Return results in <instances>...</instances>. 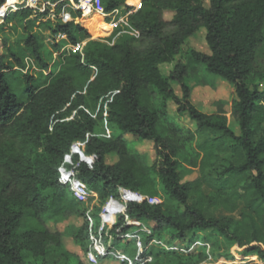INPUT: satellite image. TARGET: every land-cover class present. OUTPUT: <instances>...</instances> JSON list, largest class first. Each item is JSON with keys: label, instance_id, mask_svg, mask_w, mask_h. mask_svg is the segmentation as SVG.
Here are the masks:
<instances>
[{"label": "trees", "instance_id": "16d2710c", "mask_svg": "<svg viewBox=\"0 0 264 264\" xmlns=\"http://www.w3.org/2000/svg\"><path fill=\"white\" fill-rule=\"evenodd\" d=\"M9 1L0 0V8ZM137 2L102 0L106 11ZM29 13L6 19L9 27L21 29L22 38L0 52V264L104 262L85 258L84 207L57 180V167L74 141L84 144L86 155H95L91 163L80 162L78 178L101 202L119 187L161 200L128 202L125 213L165 244L216 234L228 245L219 258L264 264V0H140L128 16L129 27L115 28L105 40L92 39L77 12L66 23L47 22L52 33L67 36L52 49L33 30L36 19ZM88 26L109 29L103 21ZM200 28L209 53L186 51L163 75L161 65L173 62ZM66 43L84 45L50 64L52 53ZM16 48L27 52L20 55ZM27 64L34 74L21 72ZM202 72L233 87L229 112L223 99L214 101L213 113L191 103L196 86L215 87ZM16 75L20 80L11 78ZM170 104L194 130L169 112ZM146 144L153 158L142 150ZM216 210L239 216L207 215ZM116 227L119 234L133 228L122 217L114 235ZM64 235L83 250L86 262L64 247ZM151 239L146 236L145 244ZM200 239L210 243L209 236ZM114 243L128 246L118 237ZM149 254L153 260L145 264H163V257L170 264H202L208 257L204 248L189 253L152 248L141 256Z\"/></svg>", "mask_w": 264, "mask_h": 264}, {"label": "built area", "instance_id": "2783aa9c", "mask_svg": "<svg viewBox=\"0 0 264 264\" xmlns=\"http://www.w3.org/2000/svg\"><path fill=\"white\" fill-rule=\"evenodd\" d=\"M139 6L140 2L138 0L131 8L116 7L106 11L102 0H13L7 2L0 8V25L4 24V27L6 25L10 26L11 22L5 23L9 15L27 9L30 12L28 18H35L36 20L39 19L47 22L52 21L55 24L72 21L77 12H81L80 17L76 18V20L80 19V21L83 19L81 17L86 16V14L95 13L113 31L117 27H129L128 16L134 13ZM131 33L134 34L135 32L133 31ZM66 39V34L59 31L51 33L49 37V40H52L54 43ZM83 45L84 43H76L74 45L66 43L58 52L60 57L64 56L70 50L81 52ZM90 68L96 70L94 66L90 65ZM70 118L68 117L66 119ZM105 133V136H110L111 131L106 128ZM94 158V154L86 155L84 153V144L74 141L71 143L68 152L64 155L62 162L57 167L58 182L66 188L74 201L82 204L84 207V214L87 220L85 249V258L87 261L97 263L100 260L111 259L117 262H126L127 264H145L152 262L153 255L149 254L143 257L141 255L145 251L149 252L155 247H164L167 250H180L181 252H185L186 250L183 248L165 244L156 235L151 234L150 229L141 221L131 219L125 213L128 202L136 204L143 202L158 204L161 201L158 197L144 195L119 187L116 194L108 196L103 202L98 199L97 194L85 182L78 178L80 162L85 161L91 163ZM121 217L123 218L124 224L131 225L133 228L119 234L120 228L116 227V230H114L116 234L114 235L111 231ZM141 231L144 232L145 236L152 235V239L147 244H145L144 239L140 236L139 232ZM116 237L128 242V246L126 248L117 246L114 243ZM203 245L207 246L206 243H203Z\"/></svg>", "mask_w": 264, "mask_h": 264}, {"label": "rangeland", "instance_id": "374dc122", "mask_svg": "<svg viewBox=\"0 0 264 264\" xmlns=\"http://www.w3.org/2000/svg\"><path fill=\"white\" fill-rule=\"evenodd\" d=\"M139 2H140V0H139ZM204 2L207 3V0H204ZM167 16H169V15L167 14ZM78 20H79L78 23L86 29V31L89 33V35L92 39H104L105 40L111 35V34L107 35L108 32H106L104 30H94L93 31L88 26L89 24H91L93 22H95V24L102 22V18L95 13L89 14L88 17L84 16L83 19H81V21H80V19H77V21ZM48 23L52 27L55 24V22H52V21H50V22L48 21ZM33 30L35 32H37L40 36H42L45 46L48 49H52L51 44H53L54 42L52 40H49V37H50L52 32L48 28L47 21H41L39 19L36 20L34 23ZM21 38H22V31L20 28L13 29L9 26L3 27L0 31V52H6V49L9 46L15 45L16 42ZM16 50L19 52L20 55L27 52V49H24V48H22V49L16 48ZM189 50H196V51H200L203 53H209V49H208V46H207L206 40H205V29L204 28H200L194 35L189 37L183 43L180 53L174 58L173 62H171L170 64H162L161 65L160 72L163 75H166L167 72L173 67L174 62L177 59L181 58L184 55V53L186 51H189ZM60 58L61 57H60L59 52H53L52 53V60L50 61V64H52L55 60H59ZM26 61H29V59L26 58ZM20 70L23 74L24 73L34 74V71H35L34 67H28V64L26 65V67L24 69H20ZM201 75L207 79H213V81L215 82V87L196 86L191 93V99H190L191 103L196 108H198L199 110H201L203 112L213 113L216 111V108H217L214 105V101H218V100L223 99L226 103L224 105V108L226 109V111L229 112L230 103L235 98V93H234L233 87L231 85L227 84L225 81H223L219 78H216L211 74H207V73L202 72ZM11 78L13 80H20L21 76L20 75L11 76ZM214 78H216V79H214ZM175 87L177 90L176 92L178 94H180L179 89L177 88L176 85H175ZM169 112L176 115V117L179 118L181 124L185 125L186 128L194 130L193 122L186 115H177V112L175 111V106L173 104L169 105ZM231 125L235 131H238L237 127L235 126L234 123L231 122ZM110 129L113 133L117 132V130L112 128V127H110ZM138 148L141 151V147H138ZM142 150L148 154L149 159L154 157V151L152 149L151 144L144 145L142 147ZM195 175H196V171H195V174L185 176L184 180L187 181V180L193 179L195 177ZM205 188L211 189V187L208 185H206ZM44 193H47V192H44ZM207 215H211L215 218H224V217H228V216H231L233 218H238V216H239L238 212L230 214V213H226V212L219 211V210H216L213 213H209ZM71 222L75 224V223H80L81 220L80 219L79 220L72 219ZM66 224H67L66 221L59 223L58 228L60 230H63V228ZM51 227H53L52 224H51ZM139 233H140L141 238L145 239L146 236H145L144 232L141 231ZM165 234L166 233L162 234L163 235L162 238L167 235V234L166 235ZM196 235H198V236L194 239V241L189 246L187 244L188 241L190 240L191 237H195ZM196 235L193 234L192 236H190L189 238L184 240L181 244H172V246L177 247V248H183L186 250L185 252H188V253L189 252H196V251H199L200 249L204 248L208 257L202 264H244L245 261H243L237 257H235L234 260H223L222 258H219L217 256L220 253L227 252V248H228V245L225 243V241L220 236H218L216 234L208 235V234L203 233V232L196 233ZM201 236H209L210 243L209 242L206 243L207 246L203 245L204 241H202L200 239ZM63 243H64V247L68 251L77 255L80 258V260L85 261V259L83 257V250L77 244H75L73 242L71 237L64 235L63 236ZM158 248L159 247H155V249H158ZM178 251H180V250H178ZM229 257L232 258L234 256L231 255ZM160 260L163 264H170L171 263V260L168 257L160 258ZM101 264H119V263L113 262V260H111V259H105L104 262Z\"/></svg>", "mask_w": 264, "mask_h": 264}, {"label": "crops", "instance_id": "0c3cea01", "mask_svg": "<svg viewBox=\"0 0 264 264\" xmlns=\"http://www.w3.org/2000/svg\"><path fill=\"white\" fill-rule=\"evenodd\" d=\"M135 4H136V3H135ZM135 4H134V5H135ZM98 16H99V15H98ZM83 17H84V16H83ZM83 17H82V18H83ZM106 32H108V34H107V35H110V34H111V32H112V29H110V27H109V29H107V30H106Z\"/></svg>", "mask_w": 264, "mask_h": 264}, {"label": "bare ground", "instance_id": "6f19581e", "mask_svg": "<svg viewBox=\"0 0 264 264\" xmlns=\"http://www.w3.org/2000/svg\"><path fill=\"white\" fill-rule=\"evenodd\" d=\"M106 26H108V27H109V25H108V24H106Z\"/></svg>", "mask_w": 264, "mask_h": 264}]
</instances>
